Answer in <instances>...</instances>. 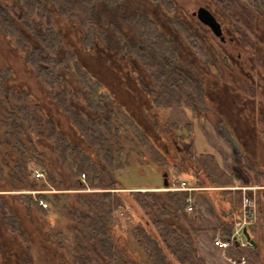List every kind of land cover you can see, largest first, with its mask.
I'll return each instance as SVG.
<instances>
[{"label": "flooded vegetation", "instance_id": "flooded-vegetation-1", "mask_svg": "<svg viewBox=\"0 0 264 264\" xmlns=\"http://www.w3.org/2000/svg\"><path fill=\"white\" fill-rule=\"evenodd\" d=\"M0 62L8 69L10 103L16 110L25 106L34 111L43 135L53 134L41 137L38 146L47 162L53 163L56 143L58 152L69 146L75 157L84 152L90 161L95 159L92 138L102 133L111 141L118 139L124 154L130 149V164L148 161L161 167L163 183L172 179L188 183L178 177L181 173L190 174L192 181L208 182L201 162L212 160L224 170L222 154L236 148L241 151L240 170H224L235 185L241 173L251 181L249 174L254 173L245 171V166L264 171V0H0ZM23 114L18 112L17 117ZM94 118L102 123L96 124L102 132L94 130L90 122ZM22 132L25 142L28 132L35 135ZM206 137L212 139L217 156L204 146ZM128 142L132 143L127 149ZM125 168L116 171V178ZM58 174L64 180L62 187L50 186L45 170L35 169V178H42L46 187L10 188L0 194L143 191L139 186H91L87 172L76 179L66 165ZM98 180L107 183L109 172H99ZM75 181L77 185L69 186ZM249 197L252 215L243 228L260 221L256 195ZM11 201L21 228L15 231L10 219H0V264L75 263V257L55 240L56 233L71 226L67 220L55 225L54 214L49 223L46 215ZM39 202L50 213L49 203L43 198ZM242 203L243 195L241 215L234 219L231 234L243 219ZM19 206L42 223L37 234L24 224ZM134 210L120 213L119 221L138 217L139 210ZM243 228L235 243L255 245ZM89 256L90 252L79 255ZM242 261L251 264L229 257L225 264Z\"/></svg>", "mask_w": 264, "mask_h": 264}, {"label": "trees", "instance_id": "trees-1", "mask_svg": "<svg viewBox=\"0 0 264 264\" xmlns=\"http://www.w3.org/2000/svg\"><path fill=\"white\" fill-rule=\"evenodd\" d=\"M7 74L6 65L0 62V190L15 188L33 191L46 187L47 184L42 178H35V169L45 170L46 180L50 186L62 187L64 180L59 176L58 169L65 168V165L76 179L87 172L88 183L91 186L124 188L115 173L131 165L128 148L132 142H128V150L124 154L125 148L118 139L111 141L102 133H95L91 142L95 159L90 161L84 152H78V156L75 157L73 148L69 146H64L65 148L62 146V150L58 152L56 143L52 147V151L57 152L51 154L53 163L47 162L43 159L44 152L38 146L42 145L41 137L49 139L53 134L43 135L40 116L34 111L25 106L17 107V111L16 105L10 103L13 90L6 83ZM18 112L25 115L17 117ZM90 122L94 130L102 132L96 125L102 124L99 119H90ZM26 130L35 132L32 137L28 132V142L22 139V131ZM86 135H89L88 132ZM67 147L71 149V153L67 151ZM196 160L199 162L198 158ZM101 168L109 172L107 183L98 180L99 172H104ZM202 168L208 182L202 183L201 179H197L189 186L221 188L211 192L214 194L215 203H218L215 207L221 209L218 210L221 224L214 228V238L228 239L234 219L241 215L243 193L248 196L256 195L260 223L247 226L255 245L241 246L233 242L224 249V254L237 261L243 258L251 264H264V187H262L264 171L249 166L243 167L245 171L254 173L252 181L259 187L243 191L227 188L235 185L234 181L231 175L226 174L214 161L208 159L204 163L201 162L200 169ZM77 183L75 181L69 186ZM180 183L179 181L170 183L168 188ZM188 197L189 191L184 190L109 191L76 195L53 193L35 196L31 193L14 196L0 194V219L2 221L10 219L11 228L15 231L20 230L18 216L9 204L13 203L11 201L13 199L24 203L30 212L40 216L46 215L49 223L52 220L53 224L59 225L61 221L67 220L71 226L66 228L65 233H56L55 240L64 251L75 257L74 264H200L197 246L200 231L198 214L194 208L187 211ZM40 198L49 203L50 213H47L40 204ZM134 209L139 210L138 217H127L124 222L119 221L120 213L128 214ZM54 214L57 217L50 220ZM61 218L63 220H60ZM88 252L90 256L87 259L79 257Z\"/></svg>", "mask_w": 264, "mask_h": 264}, {"label": "rangeland", "instance_id": "rangeland-1", "mask_svg": "<svg viewBox=\"0 0 264 264\" xmlns=\"http://www.w3.org/2000/svg\"><path fill=\"white\" fill-rule=\"evenodd\" d=\"M203 125H202V130H203ZM203 133H207V132H203ZM222 133L224 134V136H227V133L225 132V130H222ZM220 134V133H218ZM212 139L211 138H207L203 139V143L205 147H208V149L210 148L214 153H212L213 155L217 156V151H215V147H212ZM192 143V142H191ZM232 145L234 146V148H236L235 143L231 140ZM234 152H230V153H223L222 155L225 157L224 160H226L225 162H223L222 164H220L225 170H240L238 168L239 166V161H240V157H241V151L236 148L234 149ZM261 157L264 158V149H262V153H261ZM220 157V156H219ZM222 158V156L220 157ZM134 161V159L132 160ZM134 163V162H132ZM161 167L156 166L154 163H140V166L138 165H134L131 164L130 167H127L121 171H119L116 175L118 180L120 181L121 185L124 187H134V186H139L140 189H142L143 191L145 190H150V191H154L155 189H153L152 185H159V184H163V172L161 171ZM167 169V168H165ZM169 173H167L168 177L170 179H172V174L170 173V171H168ZM217 172L219 173L220 171L217 169ZM221 174V173H220ZM251 177V181L248 180V177L245 176L244 174H240L239 178H240V182L237 181V185L235 186H229L230 188L237 187V186H241L242 187H254L255 185L252 181L253 175L249 174ZM179 178H184V180H186L189 184H191L192 182V176L190 174H178ZM177 182L176 180L172 179V183ZM181 182V181H180ZM253 186H250V185ZM176 184H173V186ZM178 186V185H176ZM150 187V188H148ZM165 188V187H162ZM228 188V187H227ZM165 190V189H163ZM18 210L20 211V213L22 214V218L24 221V224L28 227L29 231L33 230L34 234L36 233V229L37 227L39 228V226L42 224L39 220H37L36 217H32V216H28L24 209L22 207H18ZM256 216V214H254V217ZM260 223V221L258 222ZM29 247H31V245H29ZM33 254L35 255L36 251L34 249H32ZM42 264V263H41Z\"/></svg>", "mask_w": 264, "mask_h": 264}, {"label": "crops", "instance_id": "crops-1", "mask_svg": "<svg viewBox=\"0 0 264 264\" xmlns=\"http://www.w3.org/2000/svg\"><path fill=\"white\" fill-rule=\"evenodd\" d=\"M225 170V169H224ZM183 181V180H182ZM187 186L188 183H186ZM153 189L161 190L163 185H152ZM191 187V186H190ZM150 188V187H148ZM189 191L193 201V207L198 214L199 234H198V254L201 264H225L224 252L214 245V228L221 224V219L217 213L213 193L205 192L202 187H192ZM215 190V189H213Z\"/></svg>", "mask_w": 264, "mask_h": 264}, {"label": "built area", "instance_id": "built-area-1", "mask_svg": "<svg viewBox=\"0 0 264 264\" xmlns=\"http://www.w3.org/2000/svg\"><path fill=\"white\" fill-rule=\"evenodd\" d=\"M257 187V186H255ZM247 188H252L254 190V187H242V190L245 191ZM166 190H174V191H190L193 188L190 186H187L184 182H181L178 186L174 185L169 188H165ZM188 206H187V211H192L193 210V201L191 197H188L187 199ZM253 206V199H250V197L246 194H243V203H242V210H243V219L236 222V230L234 231L233 234H231L228 239H220L219 237L214 238V245L217 246L220 249H225L228 246H230L233 242H235V238L237 235L241 234V230L244 225H246L249 222V217L252 215V208ZM244 261L241 262L243 264Z\"/></svg>", "mask_w": 264, "mask_h": 264}, {"label": "water", "instance_id": "water-1", "mask_svg": "<svg viewBox=\"0 0 264 264\" xmlns=\"http://www.w3.org/2000/svg\"><path fill=\"white\" fill-rule=\"evenodd\" d=\"M163 184H164V187H168V183H167L166 181H165ZM218 188H219V187H205V189H218ZM243 234H244V236L246 237V239L249 240V242H250L251 244H255L254 240L251 239V237H250V235H249V232H248V230H247L246 227L243 228Z\"/></svg>", "mask_w": 264, "mask_h": 264}]
</instances>
